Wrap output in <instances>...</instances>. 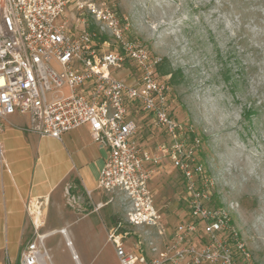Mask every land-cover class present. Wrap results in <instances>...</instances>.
<instances>
[{"label": "built area", "instance_id": "built-area-1", "mask_svg": "<svg viewBox=\"0 0 264 264\" xmlns=\"http://www.w3.org/2000/svg\"><path fill=\"white\" fill-rule=\"evenodd\" d=\"M128 32V23L108 6L0 0V132L13 114L26 116L39 135L57 139L88 127L106 152L97 189L122 196L126 222L142 230L128 244L121 219L110 226L107 240L119 264H256L229 208L214 203V178L200 160L194 126L171 113L169 74L157 69L162 58ZM127 62L136 74L130 80L118 73ZM141 119L158 131L153 144L140 139ZM169 167L181 180L187 206L172 224L153 186ZM45 205L26 202L31 235L16 260L6 255L0 264H54L49 233L40 232Z\"/></svg>", "mask_w": 264, "mask_h": 264}, {"label": "rangeland", "instance_id": "rangeland-1", "mask_svg": "<svg viewBox=\"0 0 264 264\" xmlns=\"http://www.w3.org/2000/svg\"><path fill=\"white\" fill-rule=\"evenodd\" d=\"M82 1L115 10L128 23L130 37L181 70L183 77L171 84V113L194 126L200 160L214 178V203L229 208L256 264H264V0ZM69 7L74 8L73 1ZM118 73L128 80L136 76L128 62ZM141 120L140 139L153 144L158 131ZM72 180L61 183L40 227L49 233L46 244L54 264H76L59 232L63 227L82 251V263L119 264L106 249L93 259L95 243L108 241L110 217L123 222L125 243H133L142 230L126 222L122 196L100 191L90 198ZM153 186L156 201L174 223L176 213L187 209L176 170L166 168ZM99 202L103 205L93 211ZM31 231L29 221L28 236Z\"/></svg>", "mask_w": 264, "mask_h": 264}, {"label": "crops", "instance_id": "crops-1", "mask_svg": "<svg viewBox=\"0 0 264 264\" xmlns=\"http://www.w3.org/2000/svg\"><path fill=\"white\" fill-rule=\"evenodd\" d=\"M0 141L3 159L0 161L1 263L6 255L16 260L30 237L25 208L28 200H45V212L61 183L69 177L75 181L72 180V185L80 194L91 198L100 193L97 179L106 152L92 141L87 126L66 132L57 139L34 132L29 128L28 118L18 114L8 116L0 132ZM106 242L95 243V261L104 249L112 253L113 248H108L110 242ZM70 245L82 263V251H77L71 242Z\"/></svg>", "mask_w": 264, "mask_h": 264}, {"label": "trees", "instance_id": "trees-1", "mask_svg": "<svg viewBox=\"0 0 264 264\" xmlns=\"http://www.w3.org/2000/svg\"><path fill=\"white\" fill-rule=\"evenodd\" d=\"M157 69H158V72L161 75H167V74L170 75V79L169 80H170L171 84H176L178 82V79L183 77V74H182L181 70H179V69L173 70L171 68L170 63L168 62L167 59H165L163 62H161L158 65ZM107 204H108V202L105 203V205H107ZM110 220H111V223L115 224V223H117L120 220V218L113 215V216L110 217ZM119 229L122 230V231L125 230L122 227L119 228Z\"/></svg>", "mask_w": 264, "mask_h": 264}, {"label": "bare ground", "instance_id": "bare-ground-1", "mask_svg": "<svg viewBox=\"0 0 264 264\" xmlns=\"http://www.w3.org/2000/svg\"><path fill=\"white\" fill-rule=\"evenodd\" d=\"M61 233H63V235L66 236V233H67V232H66V230H62ZM68 246H69V249H70V250H73L72 247H71V245H70V242L68 243Z\"/></svg>", "mask_w": 264, "mask_h": 264}]
</instances>
